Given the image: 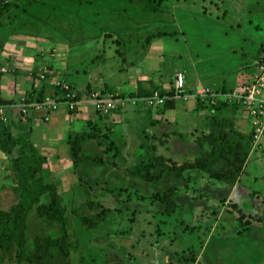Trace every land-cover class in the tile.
I'll use <instances>...</instances> for the list:
<instances>
[{
  "label": "rangeland",
  "instance_id": "obj_1",
  "mask_svg": "<svg viewBox=\"0 0 264 264\" xmlns=\"http://www.w3.org/2000/svg\"><path fill=\"white\" fill-rule=\"evenodd\" d=\"M139 1H6L0 34L18 31L21 42L10 53L0 40V108L7 118L0 113V210L17 205L18 186L24 179L32 183L37 172L36 180L47 186L39 205L51 204L48 192L54 189L69 219L70 255L51 259L55 264H264V157H251L244 177L246 194L258 191L260 198L241 197L237 206L221 195L225 216L213 232H205L203 223V215L213 211L208 174L186 170L180 177L172 172L146 181L137 173L157 172V156L177 166L192 162L221 110L252 134L247 112L229 109L227 98L254 82L264 67V9H257L264 0H153L165 13L145 12L148 0ZM31 61L38 65L29 68ZM204 69L214 77L204 81L217 92L212 107H201L195 95L175 99L184 112L177 121L165 103H147L156 93L166 97L181 73L192 70V84V72ZM42 73L47 79L66 76L83 94L78 108L85 111L69 112L62 104L51 112L57 120L46 122L37 111L35 118L27 116L22 105L30 114L29 100L53 92ZM220 76L223 82L213 81ZM27 79L29 86L11 91L14 81L22 85ZM93 93L114 96L118 108L99 116ZM93 157L103 162L84 161ZM170 189L173 213L159 197ZM39 205L28 217L25 242L6 239L0 245V264H30L17 256L35 251L38 234L61 236L59 225L50 227L39 217ZM103 210L105 220L97 228L83 225L81 216L95 218Z\"/></svg>",
  "mask_w": 264,
  "mask_h": 264
},
{
  "label": "trees",
  "instance_id": "obj_2",
  "mask_svg": "<svg viewBox=\"0 0 264 264\" xmlns=\"http://www.w3.org/2000/svg\"><path fill=\"white\" fill-rule=\"evenodd\" d=\"M6 1L7 0L0 4V15L4 12L3 9L8 6ZM144 11L148 13H165L163 8L153 0H148L144 3ZM153 39L152 36L148 37V45L152 43ZM263 49L264 46L262 45L260 51ZM66 78L67 77L64 76V81L69 82ZM70 85L75 89L72 84ZM45 86L51 88L47 82L45 83ZM54 89L56 92L55 94H45L44 97L29 100L30 102L27 101L29 103L34 101L42 102L48 96L53 97L58 95V88ZM82 95L83 94H78L77 96L76 101H78L79 104L82 103ZM140 95L143 96V94ZM171 95H173V92L167 94V96ZM198 101L201 107H204V104L210 105V107H212L211 105L217 104L216 98H210L206 101ZM227 107L233 111L242 108L236 102L232 103L230 101H228ZM173 108L174 100L168 99L165 103L164 109ZM213 110L215 109L213 108ZM221 111L223 116L213 117L212 122L208 125V133L201 136V141L203 142L202 148L204 150L192 162H187L183 166H177L171 160H168L163 156H157L153 161L152 167L158 168L159 170L157 172H151L149 167L147 168L149 170L142 172V170L144 171V168H141L137 170L138 175L143 180L152 181L154 179L161 180L165 178L168 173L172 172L180 177L186 170L191 172L197 170L208 174L211 180L226 183L231 186L238 183L253 148V132L251 134L242 131L237 125L236 119L230 118V116H224L225 110ZM215 112L219 113L220 110H215ZM40 118L44 120L45 116L42 114L40 115ZM78 161H81V158H78ZM84 161H95L98 164L103 162L100 157H93L91 160L90 158H85ZM36 175L37 172L32 175L34 180L32 183H30L29 179H24V183L18 186L17 192L20 194V198L16 206L10 211L0 210V245H2L6 239L11 241H21L22 243L25 242L26 232L28 230V217L35 207L40 204L41 197L47 193V186L41 180H36ZM48 193L52 199L51 204L39 205L37 211L39 217L47 221L50 227L55 224L59 225L61 236L54 239L45 234H38L35 239V251L29 256H26L24 253L18 254L17 257L19 261H25L30 264H55L51 259L60 256L66 258L70 255L68 242L69 219L66 215L65 209L61 205L60 198L54 193V189L49 190ZM159 197L161 198V201L167 205V211L173 213L175 209V202L173 201L174 190L170 189ZM105 216L106 211L103 210L99 214H96L95 218L81 216V221L83 225L88 228L95 229L99 226L100 222L105 220ZM247 223L249 224L248 221H246L245 224ZM53 250H57L56 255L53 253Z\"/></svg>",
  "mask_w": 264,
  "mask_h": 264
},
{
  "label": "built area",
  "instance_id": "obj_3",
  "mask_svg": "<svg viewBox=\"0 0 264 264\" xmlns=\"http://www.w3.org/2000/svg\"><path fill=\"white\" fill-rule=\"evenodd\" d=\"M6 72V69H2ZM41 79H47L46 74H41ZM50 85L54 88H58L59 94L55 96H48L42 102H32L29 103L32 106L34 111L42 112L45 116L44 121L48 122L51 119V112L57 111L60 109L62 104H66L69 112H76L78 110L79 102L77 99V92L69 82L64 81L63 78H51L47 79ZM173 95L162 97L157 93L153 96L147 98V103L149 104H160L166 103L168 99H178L188 98L192 95L198 98V100L206 101L210 98H216L217 94L211 89L199 85L193 90H187L185 83V77L183 75H178L176 84L174 85ZM91 103L95 106L99 116H106L110 112L116 110L119 106V99H115L114 96H104L101 93H93L91 96ZM230 102H236L240 105L249 115L251 123L253 126V138L255 147L264 148V67L260 69V73L256 76L254 82L248 84L242 90H235L227 98ZM83 102V101H82ZM27 104V102H24ZM25 105H22L23 111L28 114L29 109L24 108ZM0 113L2 118L6 121L7 118L3 117V109L0 108ZM31 115V113H30ZM35 118L34 115H31Z\"/></svg>",
  "mask_w": 264,
  "mask_h": 264
},
{
  "label": "crops",
  "instance_id": "obj_4",
  "mask_svg": "<svg viewBox=\"0 0 264 264\" xmlns=\"http://www.w3.org/2000/svg\"><path fill=\"white\" fill-rule=\"evenodd\" d=\"M257 9H258V12L260 10L262 12L264 8H257ZM0 31H5V30L0 29ZM9 31H12V30H9ZM4 33H6V32H3V34L2 33L0 34V40L3 43L6 44L5 48H7L8 51H10V53H15V52H12L10 49L13 48V46H15L16 44H18V42H21L20 37H18V36L15 35V34H17L19 32L18 31L17 32L15 31L9 37H7L6 35H4ZM17 55L19 56V53H17ZM53 55H51V56H53ZM58 64H54V67H57ZM33 65L36 66L38 64L36 62H32V61L31 62H28V64H27V66L29 68H31ZM44 65H45V68H47L48 71L49 70H52L51 67L53 66V64H51V63L48 64V63L45 62ZM191 71L192 70H190L189 73H187L185 76L181 73V75H183L185 77V83H186V86L188 87L187 90H193V89H195L199 85H203V86L211 89L209 87V85H206L204 83V81H207V80L209 82H211L212 81V78H214V77H212V76L209 75V72H208L209 70L204 69V72L202 74L200 73L201 71H199V70H196V71L192 72V73H195V79H196V81H194L192 84H189L188 81H187V79H190L191 78V77L188 78V76L191 74ZM26 76L27 77L30 76V73H28L27 75H25V77ZM53 78L61 79V78L57 77L55 73H54V77ZM222 79H224V78L220 76L219 78L213 79V81L214 82H217L218 81L219 84H220L221 82H223ZM47 83L50 85L49 82H47ZM228 83L229 82H226V83H223V84L224 85H228ZM13 84H14V88L11 87V91L14 90V89H16L17 86L19 87V89L21 91V90L25 89V86L26 85L29 86V81L27 79L26 80V83L25 84H22V85H20L21 83L20 84L19 83L17 84L14 81ZM9 85L10 84H8V86ZM4 87H5V84L1 88H4ZM50 87H51L50 89L53 91L52 94L53 93L55 94L56 92H55L54 87H52L51 85H50ZM236 90H238V89H236ZM213 92L217 93L216 91H213ZM182 109H183V107H180L179 105H174V108L171 109V111L174 112V117L177 119V121H179L178 120L179 118L180 119H184V117H183L184 112H182ZM82 111H85V110L83 109V110L79 111V113L82 112ZM86 111H88V109ZM187 112L189 113V111H187ZM30 113H31V115H34V110L32 109V111ZM42 114H43L42 112H39V115H42ZM31 115L28 112V115L27 116L33 117ZM188 116H189V114H188ZM54 118H55V120H57V119H59V116L58 115H55V117H53V118L51 117V121ZM236 122H237V125H238V119H236ZM239 128H240V126H239ZM255 155L259 156L260 159L263 158L264 157V148L255 147L253 145L252 151H251L250 156H249V158L247 160V163H246V165L244 167L243 173L240 176V179H239L238 183H236L235 185L231 186V185H228L226 183L219 182V181H216L215 182V180H211V182H209V184L207 185V187L209 189H211L210 192H211V195H212L211 197H208L207 204L209 205V208L210 209H213V211H212V213L210 215L209 214L208 215H205V214L203 215V217H204L203 218L204 219L203 223H204V231L205 232H207V231H209V232L217 231L219 228L222 227L221 224H220V221H222L224 219L225 209H224V207H221L220 206L222 204L221 203V197H220L221 195H224L227 198L228 202L231 201L232 203H234L237 206H238L237 201H239V199L241 197H249L250 196V197H253L254 199L256 197L257 198H260V194H259L260 192H258V191H254V192L249 193V194H246V192H245V189H246V186H247L248 183L244 180V177L246 175L248 176V173H249L248 172V168L250 166V160H251V157L254 158ZM258 178L259 177H256V179H258ZM190 199H192V198H190ZM233 201H236V202H233ZM215 204H217V207L214 209V207H215L214 205ZM254 204L255 205H258L259 203L256 201V202H254ZM193 205L195 206V203ZM208 221H211V224H207ZM213 222H214V224H213Z\"/></svg>",
  "mask_w": 264,
  "mask_h": 264
},
{
  "label": "water",
  "instance_id": "obj_5",
  "mask_svg": "<svg viewBox=\"0 0 264 264\" xmlns=\"http://www.w3.org/2000/svg\"><path fill=\"white\" fill-rule=\"evenodd\" d=\"M3 1H5V0H0V4H1Z\"/></svg>",
  "mask_w": 264,
  "mask_h": 264
}]
</instances>
